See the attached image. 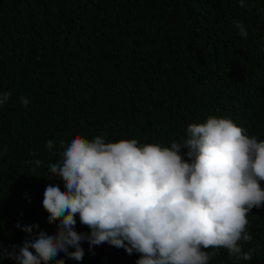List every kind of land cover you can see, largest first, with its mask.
I'll return each instance as SVG.
<instances>
[{
  "label": "trees",
  "instance_id": "obj_1",
  "mask_svg": "<svg viewBox=\"0 0 264 264\" xmlns=\"http://www.w3.org/2000/svg\"><path fill=\"white\" fill-rule=\"evenodd\" d=\"M233 21L244 24L246 38ZM0 92L11 93L0 108V148L8 149L0 156V242L8 248L27 235L17 223L56 230L42 205L48 184L63 188L45 175L58 158L45 146L49 139L102 135L170 146L188 124L216 116L264 140V0L246 7L238 0H0ZM35 159L43 165L33 171L25 162ZM248 221L253 239L240 244L252 259L209 249L218 253L209 264H264V207ZM75 230L90 232L78 215ZM81 247L82 261L64 253L57 259L139 258L107 243L92 252L87 242Z\"/></svg>",
  "mask_w": 264,
  "mask_h": 264
},
{
  "label": "clouds",
  "instance_id": "obj_2",
  "mask_svg": "<svg viewBox=\"0 0 264 264\" xmlns=\"http://www.w3.org/2000/svg\"><path fill=\"white\" fill-rule=\"evenodd\" d=\"M238 3L246 7L248 0ZM233 27L248 36L242 22L233 21ZM10 97L0 92V108ZM20 103L26 108L29 100L21 97ZM45 146L58 157L45 175L63 181V188L48 184L42 201L56 230L17 223L27 235L21 246L0 242V261L65 264L57 259L60 253L82 261V242L90 252L107 243L128 255L138 253L135 264H209L218 254L209 249L219 248L236 261L252 259L240 242L253 239L248 216L264 207V140L246 135L230 118L190 123L185 137L170 146L79 134L58 144L49 139ZM7 151L0 148V156ZM25 163L33 171L43 165L40 159ZM77 215L90 232L75 230Z\"/></svg>",
  "mask_w": 264,
  "mask_h": 264
}]
</instances>
